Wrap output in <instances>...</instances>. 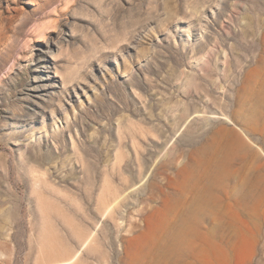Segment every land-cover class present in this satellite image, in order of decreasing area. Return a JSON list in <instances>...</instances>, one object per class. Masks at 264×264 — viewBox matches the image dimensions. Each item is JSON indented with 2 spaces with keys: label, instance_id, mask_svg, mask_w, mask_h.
Returning a JSON list of instances; mask_svg holds the SVG:
<instances>
[{
  "label": "rangeland",
  "instance_id": "374dc122",
  "mask_svg": "<svg viewBox=\"0 0 264 264\" xmlns=\"http://www.w3.org/2000/svg\"><path fill=\"white\" fill-rule=\"evenodd\" d=\"M0 264H264V0H0Z\"/></svg>",
  "mask_w": 264,
  "mask_h": 264
},
{
  "label": "bare ground",
  "instance_id": "6f19581e",
  "mask_svg": "<svg viewBox=\"0 0 264 264\" xmlns=\"http://www.w3.org/2000/svg\"><path fill=\"white\" fill-rule=\"evenodd\" d=\"M68 259H69V258H68ZM64 260H67V259H66V257H65V259H64Z\"/></svg>",
  "mask_w": 264,
  "mask_h": 264
}]
</instances>
